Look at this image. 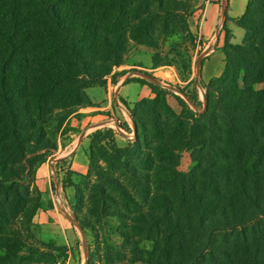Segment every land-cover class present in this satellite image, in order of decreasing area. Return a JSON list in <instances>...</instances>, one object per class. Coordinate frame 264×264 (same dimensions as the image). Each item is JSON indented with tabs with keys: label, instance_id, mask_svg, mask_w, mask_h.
Wrapping results in <instances>:
<instances>
[{
	"label": "trees",
	"instance_id": "obj_1",
	"mask_svg": "<svg viewBox=\"0 0 264 264\" xmlns=\"http://www.w3.org/2000/svg\"><path fill=\"white\" fill-rule=\"evenodd\" d=\"M192 7L0 0V264H31L43 196L36 173L45 162L37 157L57 150L86 89L123 64L132 42L153 51L154 68L171 65L162 50L174 36L192 39ZM236 22L245 36L234 43L227 31L222 73L202 80L201 112L180 96L178 112L169 89L151 83L153 95L129 107L133 142L118 145L110 128L92 134L87 172L67 184L94 238L86 264H264V0H248ZM183 69L190 72L191 58ZM184 151L189 171L180 168Z\"/></svg>",
	"mask_w": 264,
	"mask_h": 264
},
{
	"label": "rangeland",
	"instance_id": "obj_2",
	"mask_svg": "<svg viewBox=\"0 0 264 264\" xmlns=\"http://www.w3.org/2000/svg\"><path fill=\"white\" fill-rule=\"evenodd\" d=\"M190 1L193 3V7L190 9L188 22L193 37L188 42H183L180 37L174 36L169 42L165 43L162 56L164 60H169L171 65L154 68L152 62L153 51L145 45L132 42L123 64L119 67H114L110 75L106 76L100 84L86 89L88 99L85 104L79 107L78 112L68 118L62 129L56 135L58 142L57 150L39 152L40 156L37 157V160L45 157V162L40 170H37L36 178L40 180V189L42 192H45V198L48 200L46 205L50 210L55 211V204L50 196L56 195L57 185L61 188V181L64 187L70 181L78 183L81 179L79 174H83L75 169H71L69 161H59V155L65 151L68 152L71 149H77L84 139L86 140L85 146H87L85 152L88 154L92 134L97 130L105 128H110L114 131L117 144L120 146H126L135 140L134 124L129 107L132 102L140 100L143 97H139L133 101L121 96L119 94L120 85H122V82H119L120 79L124 78L123 81L125 83L138 82L141 85L149 86L153 82L142 77L140 73L150 74L159 79L163 84L185 88L197 97L200 104L197 105V108H194L184 96L169 90L168 101L175 110L178 112L181 110L178 96L183 98L193 109L199 112L203 110L206 89L203 87L200 78L201 70H198V60L213 52V47L209 46L205 49L206 45H204V42L206 40L200 36L199 27L209 16L206 12L208 1L211 2L214 0ZM215 1L219 3L216 14L219 23L217 30L223 33L224 39L226 33L229 32L232 42L236 41L241 43L245 36V31L240 28L242 32L241 36L235 34L234 29L231 28V20L228 17V13L225 18L222 15L223 1ZM234 23L237 25L236 20H234ZM212 37L215 40V30L212 33ZM174 41H180L181 43L175 49H172V42ZM190 58L191 69L190 72H187L183 69V66ZM183 76L188 79L183 81ZM140 78L146 81L142 82ZM133 95L135 96V94H130L128 98L134 99ZM66 146L67 148H65ZM37 160L35 159L36 162ZM193 166L194 161L191 158V152H182L180 168L184 171H189ZM23 181L29 183L30 179L25 176ZM30 186L32 189V183H30ZM36 195V190L31 192V196L35 197ZM63 199L65 201L64 197ZM57 206L59 213L62 217L67 218V222H69L70 236L67 232L68 240L66 241L65 235H62V239H60V237H56L51 231L42 229L39 223L34 221L37 227L34 229L35 239L31 240L28 244L29 248L34 251L27 253L29 263L86 264L88 256L86 249L89 248L90 244H93V235L89 230L84 228L81 230V224L73 208H70L65 202L59 204L58 201ZM49 214H46V222L50 221L48 218H53L52 213L49 212ZM75 217L78 221H76Z\"/></svg>",
	"mask_w": 264,
	"mask_h": 264
},
{
	"label": "crops",
	"instance_id": "obj_3",
	"mask_svg": "<svg viewBox=\"0 0 264 264\" xmlns=\"http://www.w3.org/2000/svg\"><path fill=\"white\" fill-rule=\"evenodd\" d=\"M247 1L248 0H226L228 17L231 20V28L234 29V33L238 34L239 36H241L242 32L240 30V27L234 23V20L239 18L244 13ZM218 7L219 3H217L215 0L211 2L208 1L206 12L209 16L204 22H202L201 26L199 27L200 36L206 40V42H204V45H206L205 49L209 46L213 47V52H211L208 56L202 57L201 61L200 78L205 82H208L214 76L220 75L224 69L225 55L222 51V46L224 44V35L221 31L217 30V27L219 25L216 15ZM214 30L215 40L212 37V33L214 32ZM234 43L239 42L234 41ZM123 79L124 78L120 79L119 81L120 83L122 82V85H120L119 94L126 99L135 101L139 97H149L153 95L149 86L141 85L138 82L125 83ZM130 94H135V96L133 95L134 99L128 98ZM85 145L86 140L84 139L77 149H71L70 151H65L61 155H59V161H69L71 169H75L79 173H86L88 169V156L85 152V150L87 149V146ZM65 148H67V146ZM50 197L55 204V211H52L49 209V207H47L46 203L48 202V200L47 198H45V192H43L42 207L38 210L36 216L34 217V221L38 222L42 229L51 231L56 237H60V239H62V235H65L67 241V232L70 236L69 222H67V218L62 217V215L59 213L57 201L59 202V204H63V202H65L70 208H72V206L75 204V187L73 185H67L64 187L61 181V188L57 185L56 195H52ZM63 197L65 198V201ZM49 212L52 213L53 218H48L50 221L46 222L45 217L46 214L50 215Z\"/></svg>",
	"mask_w": 264,
	"mask_h": 264
},
{
	"label": "water",
	"instance_id": "obj_4",
	"mask_svg": "<svg viewBox=\"0 0 264 264\" xmlns=\"http://www.w3.org/2000/svg\"><path fill=\"white\" fill-rule=\"evenodd\" d=\"M223 3H222V15L223 17L225 18L226 16V13H227V8H226V0H222ZM201 61H202V57L199 58L198 60V70H200V66H201ZM140 75L144 78H146L147 80L157 84V85H160V86H163L169 90H172V91H175L179 94H181L182 96H184L186 98V100L189 102V104L194 107V108H197V105L192 101V99H190L184 92H182V90L176 86H173V85H168V84H163L159 79L151 76L150 74H147V73H140ZM206 105V99H205V102H204V106ZM134 124V123H133ZM135 124H134V133H135ZM76 221L77 218L75 217ZM80 226V225H79ZM81 230H83L82 226H80ZM86 252L88 253V248L86 249Z\"/></svg>",
	"mask_w": 264,
	"mask_h": 264
}]
</instances>
